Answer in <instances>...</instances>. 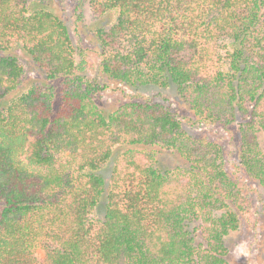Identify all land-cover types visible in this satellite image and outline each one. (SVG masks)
Listing matches in <instances>:
<instances>
[{"label": "trees", "instance_id": "16d2710c", "mask_svg": "<svg viewBox=\"0 0 264 264\" xmlns=\"http://www.w3.org/2000/svg\"><path fill=\"white\" fill-rule=\"evenodd\" d=\"M91 3L117 15L95 30L97 61L52 11L0 0V264H231L226 237L253 204L222 146L189 133L164 102L105 114L96 95L106 85L90 72L131 87L174 83L192 127L237 125L240 168L264 189V0ZM84 6L72 9L77 35ZM14 51L46 76L20 96L29 76ZM161 150L188 168L161 171ZM113 158L107 184L98 172Z\"/></svg>", "mask_w": 264, "mask_h": 264}, {"label": "rangeland", "instance_id": "374dc122", "mask_svg": "<svg viewBox=\"0 0 264 264\" xmlns=\"http://www.w3.org/2000/svg\"><path fill=\"white\" fill-rule=\"evenodd\" d=\"M77 1L67 0L65 5L60 7L56 0H28V8L30 12L46 8L62 18L72 34L76 48L82 47L90 49L92 52L94 51L97 61L100 50L95 30L97 28L109 29L116 22L117 15L110 13L100 16L94 12L95 7L91 3V0H85L83 9L84 19L82 25H79V27L81 26L80 34L77 35L72 11L77 5ZM11 54L19 57L29 76V80L16 93L18 96L26 93L34 81L38 82L46 79V76L35 65L28 54L21 51H14ZM90 76L97 77L102 85H106V88L96 95L97 104L105 114L129 100L164 102L180 117L185 129L189 133L195 136L201 134V136L222 146L224 149L225 165L231 179L249 196L253 204V215L249 218L241 216L239 229L231 232L226 237V244L230 250V263L264 264V189L258 183L249 179L240 168L239 131L237 130V125L231 127V129L218 125L192 127L191 119L193 115L189 107L179 97L177 86L174 83L170 84L167 88L140 85L136 87L125 86L102 75L98 69L90 72ZM48 83L51 82L48 81ZM11 98H14V96ZM261 142L264 148V137H261ZM155 163L161 171L169 173L176 171L177 168H188L187 163L178 154L165 150L160 151ZM113 164L114 158L98 172L107 184L112 174ZM2 208L3 203L0 201V212ZM105 213L106 195L104 194L100 204L96 208L94 216L97 219H103ZM38 254L41 258L45 257L44 250L41 248L38 249Z\"/></svg>", "mask_w": 264, "mask_h": 264}]
</instances>
